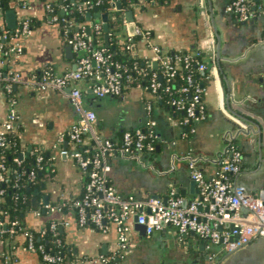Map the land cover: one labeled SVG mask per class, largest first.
<instances>
[{
  "label": "crops",
  "instance_id": "crops-1",
  "mask_svg": "<svg viewBox=\"0 0 264 264\" xmlns=\"http://www.w3.org/2000/svg\"><path fill=\"white\" fill-rule=\"evenodd\" d=\"M227 1L141 0L133 7L136 23L152 30L151 44L179 50L201 49L211 77L205 82L204 91L208 115L196 123L194 134L183 135L181 115L176 110L153 103L152 117L159 134L154 151L125 155L114 150L109 154V179L120 192L141 198L154 194L166 198L174 189L188 204L200 194L190 173V160H196L210 178L224 148L234 142L243 154L242 169L233 176L234 182L244 184L248 194L264 199V7L258 4L256 15L244 21L225 11ZM27 4L26 8L20 2L15 6L16 22L23 13L33 15L34 31L24 39L25 49L20 58H12L7 64L25 79L46 65L58 73L73 69L76 53L66 52L68 42L59 24L44 16L40 0H29ZM0 24L10 28L5 11L0 12ZM126 32L129 33L128 28ZM140 51L151 53L152 49L142 45ZM75 84L83 90L85 105L95 110V129L102 135L118 139L125 129L146 125L149 94L141 85H133L120 95L98 97L90 79L71 85ZM15 87L19 113L15 130L20 133L22 145L26 150L29 145L42 146L54 159V173L40 195V203L45 208V195L50 205L81 195L84 171L71 156L60 153L58 144L59 135L80 117L69 96L71 87L58 90L31 87L25 82ZM8 105V97L0 86V123L6 117ZM88 140L86 134L85 141ZM41 219L60 222L65 260L70 264H105L99 256L117 251V232L112 222H107L103 230L81 226L76 222L74 209L58 208L46 211L44 217L32 212L27 221L37 226ZM66 220L70 224H65ZM128 224L131 240L119 257L120 264H264V237L228 252L221 244L208 248L207 240L196 232L181 234L170 223L152 233L140 226L136 215L129 217ZM6 247L5 242H0V264H8L3 256ZM14 258L15 264H41L39 254L21 244Z\"/></svg>",
  "mask_w": 264,
  "mask_h": 264
},
{
  "label": "built area",
  "instance_id": "built-area-1",
  "mask_svg": "<svg viewBox=\"0 0 264 264\" xmlns=\"http://www.w3.org/2000/svg\"><path fill=\"white\" fill-rule=\"evenodd\" d=\"M111 1L117 4L120 0ZM101 2L102 0L95 2L93 0H74V8L92 12L90 8H94L95 4L98 5ZM254 4L253 0H229L225 5V11L245 21L255 16ZM22 6L26 8L27 2ZM46 9L50 12L55 11L51 3L46 5ZM67 9L68 6L63 4L62 14ZM96 12L105 13L103 10H96ZM65 19L63 17V20ZM48 20L59 24V16L56 13L50 15ZM105 22L104 19L95 21L94 18H91L88 25L78 24L76 29L69 34L67 42L71 44L73 52L77 54L76 66L73 69L57 73L52 66H46L43 72L34 73L31 78L25 79L18 70L11 68L8 72H4L0 67V86L2 82L5 84L2 87L5 93L11 92L20 82H25L31 87L38 86L58 90H65L70 86L71 102L80 113L79 119L72 127L59 135L58 144L61 154L71 156L81 169L88 170L85 189L80 196L65 199L57 205L47 203L45 208L63 210L64 207H71L76 213L77 223L81 226L91 222L103 230L106 229L107 222L114 223L118 251L111 255L101 254L99 259L105 264H120L119 257L128 249L131 240L128 219L132 215H137L138 222L146 225L148 233H152L155 228L161 227L163 222H166L175 226L181 234L195 231L207 240L208 248L215 244H221L223 249L228 252L237 250L255 238L264 237V199L248 194L244 184L233 180V176L241 171L243 163L242 151L234 142H229L226 145L215 174L210 178L204 175L196 160H190L188 164L190 173L200 187V194L186 205H184L183 197L174 189H171L166 198L159 196L141 198L134 193L124 194L111 183L109 172L112 166L108 159L109 154L114 150H119L125 155L153 152L159 134L156 130L157 122L152 117L153 105L148 102L146 125L125 129L121 143L117 144L115 140L102 135L95 129L97 121L95 110L85 105L82 88L76 84L71 85L88 78L91 80L90 86L95 95L104 97L122 94L126 82L134 80L127 63L113 58L107 47L93 46L87 26L100 30ZM124 22L128 23L125 19ZM69 29H65V32ZM33 31L32 17L25 13L20 16L13 29L0 24V50L7 43L8 47L5 53L15 60L19 59L24 53V39L30 36ZM136 33H143V29L138 24L135 28ZM145 34L150 35V30L145 31ZM129 38L132 39V36ZM151 45L152 52L143 55L145 62L141 65L135 62L132 67L141 76L149 74L146 87L153 94L160 91L161 80L164 76L167 81L174 76L180 62L187 67L193 61L196 62L195 69L191 70L186 77L187 84L180 87L185 95L181 94L171 100L172 105L184 110L181 119L184 127L183 135H192L196 132V123L207 118L208 115L204 91L205 82L210 79L211 73L207 71L208 64L204 53L203 57L199 58L202 50L196 48L183 55L170 54L168 48L164 46ZM128 48L135 49L133 41L128 45ZM2 62L3 60L0 61V63ZM155 64L162 68L161 73L154 69ZM165 90H170V86L166 85ZM8 103V112L0 123V146L7 144V133L15 130L19 119L17 97L11 96L8 98ZM86 134L89 136L88 141H85ZM62 142L67 145H62ZM41 158L39 156V159ZM16 159L21 161V158ZM1 167L4 168L3 163ZM31 175L35 176V172L32 171ZM0 179H3L2 174H0ZM2 193L3 189H0V194ZM33 213L37 216L41 215L40 210H35ZM64 223L70 224V221L66 220ZM226 223L231 225L227 226ZM16 225H18L17 228L22 229L19 220H13L9 226L12 234H20ZM220 226H222L221 229ZM58 227L60 228L59 221L53 220L50 223V230L54 235L57 233ZM5 230L6 222L0 214V235ZM45 232L46 230H43L41 236ZM23 236L27 243L24 247L36 251L42 264H70L62 253L47 248L43 243L36 244L33 232L24 230ZM0 242H4V240L0 238ZM57 242L59 245L63 243L59 237ZM3 256L6 263H16V258L10 253L4 252Z\"/></svg>",
  "mask_w": 264,
  "mask_h": 264
},
{
  "label": "trees",
  "instance_id": "trees-1",
  "mask_svg": "<svg viewBox=\"0 0 264 264\" xmlns=\"http://www.w3.org/2000/svg\"><path fill=\"white\" fill-rule=\"evenodd\" d=\"M13 0H0V12H4L11 8V2ZM20 4L23 5L25 2L29 0H19ZM44 4V16L48 19V17L54 13L59 16V26L64 33V38L67 42L69 34L76 29L78 24H89V19L86 17L87 11L78 10L74 8V0H40ZM94 2L96 0H93ZM122 2L121 7H118L117 4L113 3L111 0H102V2L98 5L95 4L94 8H90V10L95 13L96 10H103L110 14L108 19L109 29L107 31L104 30V26L97 30L94 27H90L89 37L93 42L94 47L105 46L112 53L113 58L120 60L122 62L127 63L130 66V73L134 80L126 82V86L124 90H127L133 85H141L143 89L149 94V102L152 103H161L173 111L176 110L178 114L181 115V119L184 114V110L182 108H178L171 104V100L174 97L180 96L181 94L185 95L180 90V87L187 84L186 77L189 72L196 67V62H192L190 66L184 65L182 62L179 63L178 70L172 76L170 80L167 81L164 76L161 80L160 91L157 94H153L146 87L148 83V76H141L137 74L135 68H133V64L135 62L140 65L145 62L143 55L146 52L141 53L140 48L142 45L151 47V38L153 37V33L151 29L144 27L141 24H138L142 29L143 33H136L134 35H130L126 32V26L124 19L122 17L123 13L127 10L133 8L136 4L140 3L141 0H120ZM254 6L257 11L258 4H262L264 7V2L262 0H253ZM51 3L54 7L55 11L50 12L46 9V5ZM65 4L68 6V9L65 13L62 14V5ZM256 13V12H255ZM256 15V14H255ZM32 17V25L35 26L36 18ZM63 17L66 19L63 20ZM72 23V24H71ZM88 27V26H87ZM70 28V29H69ZM65 29H69L65 32ZM150 30V35L145 34V31ZM132 36V39L129 37ZM133 41L135 44V49L128 48V45ZM8 44H5V47L0 50V61L3 60L4 65L0 66L4 72H8L11 67L7 64V61L12 59V57L5 53L7 50ZM196 49V48H195ZM192 50H179L176 48H168V53L170 54H180L183 55L185 52ZM203 57L202 54L199 58ZM77 59V54L75 56ZM50 66V65H46ZM38 68L35 70V74L39 72H43L45 67ZM192 66V68H191ZM54 69V68H53ZM154 69L158 70L159 73L162 72L161 67H155ZM70 70V69H69ZM196 72V71H195ZM58 73V72H57ZM199 74V72H196ZM4 83H1V87H4ZM166 85L170 86V90L166 91ZM122 92V93H123ZM17 87H14L11 92H7L6 95L8 98L11 96H16ZM187 95V94H186ZM148 96V95H147ZM146 96V97H147ZM124 132V131H123ZM123 132L121 133L118 139L111 138L117 142V144L121 143ZM159 140V139H158ZM158 140H156L158 142ZM6 145L0 146V174L3 175V179H0V189H3V193L0 194V214L1 217L4 218L6 222V230L3 231L0 235V238L4 240L6 243V253H10L14 256L16 249L21 245H26V239L23 236L24 230H29L33 232L35 237V243H43L47 248L60 252L65 257V249L66 246L64 244L63 235L58 227L57 233H54L50 230V223L53 221L52 219H41L39 225L32 226L28 223V216L30 213L35 210H40V217H44L46 211L48 213L49 208L44 211V205L40 203V195L43 193L48 179L54 173V165H53V155L49 152V150L44 149L42 146L34 145L31 149L26 150L25 147L21 143L20 133L17 130H12L7 133L6 136ZM62 145H67V143L62 142ZM70 146V142H69ZM26 150V151H25ZM26 153L23 157H21V153ZM146 154L151 152H145ZM144 153V154H145ZM39 156L42 158L39 159ZM16 158H21L19 162ZM4 164V168L1 167V164ZM85 175L84 188L85 184L88 180V170L82 169ZM35 172V176L31 175V172ZM83 193V192H82ZM81 193V195H82ZM80 196V195H79ZM77 197V196H76ZM35 200H37L35 202ZM73 209L71 207H64L62 211H69ZM76 215V213H75ZM13 220H19V225L22 229H18L20 234H12L9 230V226ZM77 222V221H76ZM78 224V223H77ZM86 225H92L99 229L95 224L89 222ZM46 230L45 234L41 236V232ZM61 238L63 243L59 245L57 242V238ZM22 239V240H21ZM14 246H12L13 244ZM9 245V246H8ZM118 251V250H117ZM116 252V251H115ZM114 252V253H115ZM119 253V252H118ZM42 264V262H41Z\"/></svg>",
  "mask_w": 264,
  "mask_h": 264
},
{
  "label": "water",
  "instance_id": "water-1",
  "mask_svg": "<svg viewBox=\"0 0 264 264\" xmlns=\"http://www.w3.org/2000/svg\"><path fill=\"white\" fill-rule=\"evenodd\" d=\"M20 1L19 0H15L14 2L11 3V8L6 10L5 11V15H6V19H7V22H8V27H10L11 29H13L15 26H16V10H15V6L19 3ZM117 5L118 7H121L122 5V2L121 1H118L117 2ZM86 17L87 19H91V18H94L95 21H100L101 19H104L106 20V22L104 23V30L106 31V37H107V31L109 29V26H108V22L107 20L109 19L110 15L105 12V13H100V12H95V13H92V12H87L86 13ZM122 17L124 19H126V21L128 22L125 26L126 28H128L129 30V34L131 35H134L135 34V28L137 26V23L135 21V12H134V9L131 8L129 10H127L123 15ZM90 26L87 27V31L88 33L90 32ZM66 52L67 53H70L71 55L73 54V50H72V46L70 43H67L66 46ZM76 66V64H75ZM74 66V68H75ZM156 67L157 64H155ZM160 78H162V76H160ZM31 145H29V149H31ZM26 153L28 152H23L21 153V157H23ZM196 182V181H195ZM197 183V182H196ZM179 193H183V191L179 192ZM159 195L158 194H154L153 197H158ZM186 199L184 200V204L186 205ZM49 202V199H48V195H45V199H44V204L46 205L47 203ZM44 211H46V208H44ZM136 219L138 220V217L136 215ZM163 224H166V222H163ZM227 226L231 225L230 223H226ZM140 226H142L143 228L146 229V225L145 224H142L140 223ZM63 227L60 226V229H62ZM220 229L222 228V226L219 227ZM193 233H195V231H191ZM210 256V255H209Z\"/></svg>",
  "mask_w": 264,
  "mask_h": 264
}]
</instances>
